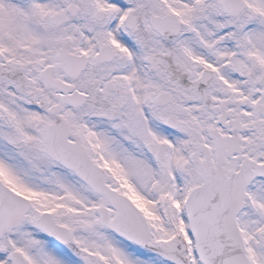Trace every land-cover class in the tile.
Masks as SVG:
<instances>
[{"label":"snow or ice","instance_id":"obj_1","mask_svg":"<svg viewBox=\"0 0 264 264\" xmlns=\"http://www.w3.org/2000/svg\"><path fill=\"white\" fill-rule=\"evenodd\" d=\"M0 264H264V0H0Z\"/></svg>","mask_w":264,"mask_h":264}]
</instances>
